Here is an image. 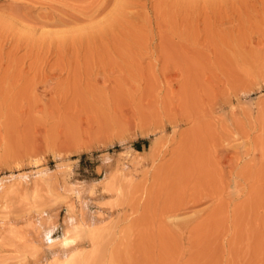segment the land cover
Listing matches in <instances>:
<instances>
[{"label": "rangeland", "instance_id": "1", "mask_svg": "<svg viewBox=\"0 0 264 264\" xmlns=\"http://www.w3.org/2000/svg\"><path fill=\"white\" fill-rule=\"evenodd\" d=\"M94 2L0 0V217L75 214L84 264H264V0Z\"/></svg>", "mask_w": 264, "mask_h": 264}, {"label": "bare ground", "instance_id": "2", "mask_svg": "<svg viewBox=\"0 0 264 264\" xmlns=\"http://www.w3.org/2000/svg\"><path fill=\"white\" fill-rule=\"evenodd\" d=\"M75 1L79 2L80 6H81V4H85L84 5V7H85L86 4L91 5L94 1H97V0H75ZM106 1L107 0H105V5L107 4ZM74 5H75V3H74ZM97 5L98 6H96V7H98V8H96V7L95 8L98 10L100 8V5L98 3H97ZM78 7H79V5H78ZM54 8L56 10H58L57 6H55V5H54ZM79 8L78 9L76 8L77 13H78V10L80 12V9H82V8H80V9ZM87 8H88V6H87ZM104 10H105V8H104ZM59 11H61V10L59 9ZM73 11H75V9ZM101 12H103V11H101ZM66 14H67V11H66ZM66 14H65L66 17L71 15L70 14L67 16ZM80 14H82V12ZM52 16L50 17V20L55 25L56 24L57 25H63V27H66V25H69L72 23V21H70L69 19L62 18L61 16H60L61 17L60 18L56 14H53ZM71 17H72V15H71ZM71 20H73V18ZM73 21L75 22L78 20H73ZM80 21H82V20H80ZM73 24H71V25H73ZM66 28H68V26ZM45 176H46L45 173H41V177H45ZM118 189H115V190H118ZM111 190H113V189H111ZM119 191H120V189L118 190V192ZM74 193H76L78 195V197L80 198L79 192H74ZM69 214H71V212ZM67 216H66L67 234L65 237H62L58 240L57 239L52 240L53 237L51 238L52 233L55 231V229L57 227V224L55 222H53L52 220H50L51 218L48 220L43 219V221H41L39 223L27 221L25 223V225H20L18 223H15V221L13 222V221L9 220V218L7 216H5V217L1 216L0 217V249L8 248L9 250H11L9 252L10 254L8 253V256H6L5 253L0 254V258L2 259L1 261L4 263V262L11 260V262L13 261L12 264H84V263H86V261L88 259L85 260V258H86L85 252L83 250H80L77 245H78L79 240L81 241L82 238L88 237V236L91 237V234L93 231H91L92 229L90 227H88L87 224L83 222V220H81V221L78 220V218H76L77 216H75V214L69 215L68 218H67ZM30 229L33 230V232H32L33 236L31 238H29V233H26V231L30 230ZM58 247H59V249H58ZM5 256H6V258H4Z\"/></svg>", "mask_w": 264, "mask_h": 264}]
</instances>
